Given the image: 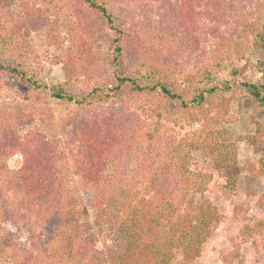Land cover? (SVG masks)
<instances>
[{"label": "trees", "instance_id": "16d2710c", "mask_svg": "<svg viewBox=\"0 0 264 264\" xmlns=\"http://www.w3.org/2000/svg\"><path fill=\"white\" fill-rule=\"evenodd\" d=\"M145 1L159 6L157 17L147 15ZM38 3H46L45 9ZM238 3L241 4L238 0H0V264H5L4 256L19 264H33L28 256L21 261L12 256L17 245L3 232H10L8 221L27 231L30 242L25 249L37 251L43 264H194L193 259L201 254L220 214L202 197L212 174L206 167L193 168L199 163L193 150H201L217 168L237 163L236 145L222 142L220 130L214 131L208 125L172 142L166 140L157 124L151 140L122 133L103 121L84 124L76 144L50 138L38 128L21 132L27 119L23 116L28 114L6 110L7 103L3 101L5 86L12 81L30 91L84 107L108 100V86L103 80L86 92L78 91L93 61L86 62L75 55L78 42L73 34L67 38L50 29L49 44L60 49L57 59L64 64L65 80L53 85L41 81L33 65L38 53L25 26L24 12L31 4L39 13L54 10L58 18L71 15L75 21L96 20L112 32L114 49L104 53L111 60L102 55L108 68L109 60L114 66L110 89L126 88L130 97L153 101L160 107L158 116L162 118L175 111L207 112L209 105L215 104L213 97L220 86L213 66L233 76L240 73L226 60L243 45L235 38L241 25L257 36L264 49V0L258 1L253 12ZM197 6L201 7L197 9V23L201 24L203 42L215 41L210 51L204 48L210 58L197 69L165 72L161 69L162 58L170 51V40L179 47L178 37L173 34L170 38L166 25L171 20L182 24L192 21ZM138 9H144V14L137 16ZM231 13L240 17L226 23L229 16L232 19ZM138 17L143 19L136 31L134 22ZM148 20L153 24H148L151 33L160 29L158 40L143 28ZM89 30L92 37L94 31ZM150 42L155 50H150ZM126 53L135 60L129 72L121 75L118 66ZM239 83L252 103L264 111V82ZM249 137L260 141L259 136ZM261 147L264 167V143ZM16 154L22 155V164L12 168L9 161ZM167 182L172 185L164 188ZM235 184V178H229L228 185L233 188ZM81 194L94 211L96 224L107 227L102 248L82 219L85 211Z\"/></svg>", "mask_w": 264, "mask_h": 264}, {"label": "rangeland", "instance_id": "374dc122", "mask_svg": "<svg viewBox=\"0 0 264 264\" xmlns=\"http://www.w3.org/2000/svg\"><path fill=\"white\" fill-rule=\"evenodd\" d=\"M238 1L241 2V4L238 3L239 6L244 4L253 12L259 0ZM38 4H41L39 8L45 9L46 3L45 5ZM143 6L147 9L148 16H158L159 6H154V3H149V1H145ZM195 8L196 11L194 9L192 12L194 15L192 21L185 20L182 24L180 21L171 20L166 25L169 37L171 38L173 34L178 37L179 47L172 43L173 39L170 40L171 44L168 45L170 51L162 58L164 66L161 69L165 72L179 73L184 69H197L200 64L210 58V54L205 53L204 48L210 51L215 41L213 38L210 40L211 43L203 42L200 35L201 24L197 23V9L201 7ZM138 10L137 16L144 14V9ZM24 14L26 15L25 26L30 30V42L38 53L33 65L41 81L53 85L65 80L64 64L57 59L60 49L49 44L50 29L67 38L73 34L72 36H75L78 42V52L75 55L86 59V62L93 61L92 69L84 76L83 87L78 85V91L86 92L90 86L103 80L102 82L108 86V89H105L108 100L98 101L96 105L84 107L73 101L30 91L12 81L5 86L3 101L7 103L6 110L14 111L15 109L16 112L22 111L28 114L27 116L22 115L27 119L21 132L38 128L50 138H60L76 144L74 142L78 141V133L83 129V125L96 121L115 126L122 133L139 136V138L143 136L149 140L152 139L157 124L166 135L168 142L177 141L185 134L197 131L204 125H208L214 131L220 130L222 142L236 145L237 163L233 167L217 168L201 150H193L199 162L193 168L199 170L206 167L212 174L208 188L203 196L198 195V199L202 196L210 201L218 208L220 214V219L213 223L201 254L193 259V263L264 264V167L261 164L263 156L261 144L264 143V111L252 103L239 83L244 80L264 82V49L257 36L243 25L237 30L235 38L242 41L243 45L236 48L226 62L237 66L240 70L239 75L233 76L228 71H220L213 66L220 90L213 97L215 104L209 105L207 112L191 109L186 113L175 111L159 118L158 109L160 107L154 105L153 101L130 97L126 88L116 91L110 89L113 87L114 66L110 62V56L104 53L112 52L114 49L115 42L112 32L98 25L96 20L92 23L83 19L75 21L74 16L71 15L67 17L62 15L58 18L54 10L39 13L33 4ZM237 16L240 17L233 13L232 19L229 16L228 20H225L226 23L234 22ZM141 19L143 18L138 17L134 22L136 31ZM68 20H72V23L69 24ZM149 23L153 25L148 20L143 23V28L149 29L150 34L158 40L160 29L155 28L151 33ZM233 25L235 26V23ZM155 26L160 27V24ZM89 29L94 31L92 37H90L91 34L89 35V32H92ZM149 47L150 50H155L151 42ZM98 51L101 53L98 54ZM102 55L105 60L110 59V68L104 64ZM134 60L135 57L132 54L126 53L122 56L118 66L119 74L128 73ZM180 118L182 120H179ZM249 136H259L260 141L254 142V139ZM22 160V155L16 154L10 159L9 165L12 168H19ZM231 177L236 181L233 188L228 185ZM77 178L73 181L74 185H77ZM170 185L172 182H167L164 188ZM81 200L85 211L82 219L89 225L90 235L95 238L99 248H102V239L107 227L96 224V215L82 194ZM6 227L10 232L4 230V234L7 233V238L17 245L12 250V256L20 258V261L23 260V256H28L33 264H43L37 258V251L25 249L29 248L30 242L27 231L11 221L6 223ZM4 258L5 264H19L12 261L9 256H4ZM20 264L23 263L20 262Z\"/></svg>", "mask_w": 264, "mask_h": 264}]
</instances>
